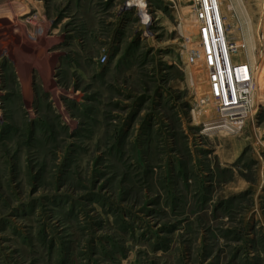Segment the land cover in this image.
Wrapping results in <instances>:
<instances>
[{
	"label": "rangeland",
	"instance_id": "374dc122",
	"mask_svg": "<svg viewBox=\"0 0 264 264\" xmlns=\"http://www.w3.org/2000/svg\"><path fill=\"white\" fill-rule=\"evenodd\" d=\"M220 1L240 127L181 60L189 0H0V264H264V0Z\"/></svg>",
	"mask_w": 264,
	"mask_h": 264
},
{
	"label": "built area",
	"instance_id": "2783aa9c",
	"mask_svg": "<svg viewBox=\"0 0 264 264\" xmlns=\"http://www.w3.org/2000/svg\"><path fill=\"white\" fill-rule=\"evenodd\" d=\"M217 1L189 0L192 25L197 31L196 46L204 51L200 61L193 54L190 64L203 66L209 75L212 99L216 107L230 126H241L244 112H247L254 91L250 66L245 62L233 63L230 54H234V44L228 43L221 26ZM107 57L100 63L105 64Z\"/></svg>",
	"mask_w": 264,
	"mask_h": 264
},
{
	"label": "bare ground",
	"instance_id": "6f19581e",
	"mask_svg": "<svg viewBox=\"0 0 264 264\" xmlns=\"http://www.w3.org/2000/svg\"><path fill=\"white\" fill-rule=\"evenodd\" d=\"M131 1V0H130ZM133 1H137V3H138V5H139V7H137L136 5H130L131 3L129 2V4H128V6L129 7H135V8H137L138 9V11L140 12V16L141 15H143V14H145L146 13V10H145V2H144V0H133ZM217 6H218V12H219V17H220V20H221V26H222V30H223V32H224V35H225V37H226V40H227V42L228 43H230L231 41H230V39H229V35H228V31H227V24H226V21H225V17H224V14H225V11H228L229 12V7L225 4V2H221L220 0L219 1H217ZM18 13L17 14H19V15H28V12H27V10H25V8H24V10H22V11H17ZM247 12V11H246ZM171 14V13H170ZM180 15V14H179ZM178 16V15H177ZM232 18V17H231ZM178 19L181 21V17L179 16L178 17ZM249 19V18H248ZM261 22V21H260ZM259 22V23H260ZM13 23V22H12ZM192 24V23H191ZM188 26V25H187ZM189 27V26H188ZM257 27H259L260 28V25H258ZM190 28V27H189ZM22 29V28H21ZM24 29V28H23ZM258 30V29H257ZM242 33H243V35H244V37H245V39H246V44L244 45V44H240V43H237L236 44V42H234V43H232V44H234V47H233V49H235L233 52H234V54H230L231 55V58H232V62L235 64V63H237V61L236 60H233V58H235V54L236 53H244L246 56H247V58L248 59H250L251 57H252V53H251V51H252V42H253V38H252V32H251V30L249 29V30H247V29H245L244 31H242ZM257 33H259V32H257ZM256 33V34H257ZM189 34V33H188ZM259 35V34H258ZM257 35V36H258ZM242 37V36H241ZM14 47V46H13ZM6 50V49H5ZM193 54H197V55H199V57H200V61H202L203 59H204V51L200 48V47H198V46H195V47H192V48H186L185 50H184V52H183V56H182V59L181 60H183L185 63H190L191 61V58L193 57ZM13 56V55H12ZM16 62V61H15ZM247 64L250 66V68H251V72H252V77H253V81H254V78L256 77V76H258V69H257V65L256 64H254L253 66L251 65V62L249 61V60H247ZM256 63V62H255ZM23 67V66H22ZM204 83V82H203ZM199 88V87H198ZM202 90V89H201ZM200 90V91H201ZM209 90H210V88H209ZM210 92H211V90H210ZM202 93V92H201ZM257 94V93H256ZM197 95V94H196ZM203 96V95H202ZM258 96H259V94H258ZM200 97V96H199ZM198 97V98H199ZM201 99V98H200ZM214 109V107L213 106H208V107H201V108H199L198 109V111H197V115L198 116H204V115H207L211 110H213ZM195 112V111H194ZM196 115V116H197ZM210 115H212V114H210ZM222 118H223V116H222ZM225 121V120H224ZM212 122V121H211ZM203 124V123H202ZM225 125V124H224ZM235 127V126H234ZM240 127V126H239ZM204 128V127H203ZM210 130V129H209ZM220 130V129H219ZM208 132V131H207ZM213 134V133H212ZM264 137V136H263ZM238 154H235L232 158H230L229 160H228V164H233L234 163V161L238 158Z\"/></svg>",
	"mask_w": 264,
	"mask_h": 264
}]
</instances>
